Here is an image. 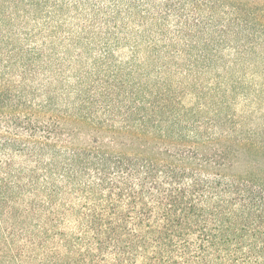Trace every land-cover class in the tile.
<instances>
[{
  "label": "trees",
  "instance_id": "1",
  "mask_svg": "<svg viewBox=\"0 0 264 264\" xmlns=\"http://www.w3.org/2000/svg\"><path fill=\"white\" fill-rule=\"evenodd\" d=\"M134 2L58 36L62 3L0 0V264H264L249 0ZM85 35L117 47L77 70Z\"/></svg>",
  "mask_w": 264,
  "mask_h": 264
},
{
  "label": "rangeland",
  "instance_id": "2",
  "mask_svg": "<svg viewBox=\"0 0 264 264\" xmlns=\"http://www.w3.org/2000/svg\"><path fill=\"white\" fill-rule=\"evenodd\" d=\"M64 5L63 9L54 17L52 26L55 27L54 32L60 36L64 32L72 30L73 33H80L82 30H86V35H93L94 32H100L102 24L109 19V12L111 10H123L124 16L118 20L121 24L125 18L128 17L127 10H133L131 7H135L137 3L135 0H57ZM152 0H137L139 4H146ZM133 5V6H132ZM250 13V42H251V56L249 57L250 66L246 71L245 84L248 86L252 93L251 95L260 99V105L255 106L254 101L251 99H245L244 96L238 95L236 97L235 104L232 105L231 110L236 111L238 114L249 113L252 114L251 120L248 122V126L251 128L264 127V118L260 119L264 114V0H249ZM111 13V12H110ZM126 13V14H125ZM94 24L93 27H83L89 24V21ZM87 26V25H86ZM113 28H107L104 32H118ZM85 35V36H86ZM89 39L91 43L82 42L79 46H73L70 51L69 60L77 70L85 66L86 69L93 67L94 57L99 53L101 49H116V44L112 43L114 40H110L108 44H98L96 40H92L91 37H85ZM131 44H123L121 49L128 52ZM59 49L65 48L64 44L58 43ZM78 51V52H76ZM115 51V50H114ZM79 54V55H77ZM114 68L110 67L109 70H103V72L109 74ZM100 71V70H99ZM242 72H239L240 75ZM69 75L76 74L73 71H68ZM31 80L32 78L29 77ZM17 80H21L18 78ZM36 86L41 83L40 77L35 78ZM71 82H75V78L71 77ZM35 86V84L33 85ZM262 90V91H261ZM261 91V93H260ZM254 94V95H253ZM260 95V96H259ZM254 97V98H255ZM253 120V121H252Z\"/></svg>",
  "mask_w": 264,
  "mask_h": 264
}]
</instances>
